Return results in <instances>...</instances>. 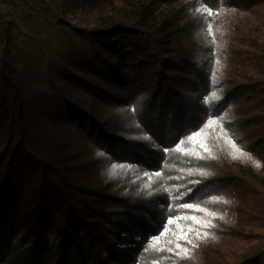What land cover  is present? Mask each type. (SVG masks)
I'll use <instances>...</instances> for the list:
<instances>
[{"label":"trees","instance_id":"obj_1","mask_svg":"<svg viewBox=\"0 0 264 264\" xmlns=\"http://www.w3.org/2000/svg\"><path fill=\"white\" fill-rule=\"evenodd\" d=\"M4 2L0 264H264V34L230 51L255 74L214 77L197 10L264 0ZM17 8L41 88L8 68ZM168 216L203 222L180 220L188 256L149 247Z\"/></svg>","mask_w":264,"mask_h":264},{"label":"rangeland","instance_id":"obj_2","mask_svg":"<svg viewBox=\"0 0 264 264\" xmlns=\"http://www.w3.org/2000/svg\"><path fill=\"white\" fill-rule=\"evenodd\" d=\"M169 8L170 7L167 8V6L160 5L155 12L164 11ZM232 9L235 12L231 11V8L227 9L224 7L217 12L204 4H200L197 7V10L201 11L204 15L203 20L206 34L211 38L213 44L214 55L211 74L214 77L228 75L233 69V65L235 66L234 69L240 71V73L255 74L254 67L251 62L247 60L248 58L240 56L238 59L234 56H238L239 54L230 53V51L238 46H252L255 44L252 40L253 35L256 34V36H258L264 34V2H258L249 7ZM19 13L20 10L17 8V21L20 25L19 47H27V50H25L27 56L22 57V54L18 55L19 52H15L12 59H6L8 68L14 75L22 77L31 88H41L45 85L44 79L40 76V73L44 72V63L42 64V60L44 59V53L47 55L49 53L44 46H42L43 49H41V51L37 50L34 45L35 39L33 37V32L29 31L28 25L21 21ZM231 20L233 21L232 24H230ZM15 48L21 51L20 48L16 46ZM217 89H219V87ZM27 91L30 95L31 89ZM118 166L119 165H111V168H117ZM176 218L177 217L174 216H168L160 233L155 237L162 240L174 237L173 232L179 235L182 229H177L176 223H168L170 219L175 220ZM177 223L181 225L180 220L177 221ZM165 229L169 230L167 234H163L165 233Z\"/></svg>","mask_w":264,"mask_h":264},{"label":"snow or ice","instance_id":"obj_3","mask_svg":"<svg viewBox=\"0 0 264 264\" xmlns=\"http://www.w3.org/2000/svg\"><path fill=\"white\" fill-rule=\"evenodd\" d=\"M214 123V122H213ZM197 135H199V133H197ZM201 147H203V145H201ZM177 150H181V151H185L187 152V150L185 149H181L179 146L177 148ZM205 151H207V149H205ZM198 155V153H197ZM156 175H160L159 173H157ZM149 179H151V177H149ZM183 207L185 208H194L195 210H198V211H205V209H201L199 208L198 206H194V205H183ZM181 219H191L192 221H194V223H203L202 221H200L197 217L195 216H192V217H177L175 220H169V224H172V223H176L177 224V229H182V225H180L179 223H177V221L181 220ZM194 229L192 228V226H188V232H192ZM169 230L168 229H165V233L163 234H167ZM162 234V235H163ZM173 235L175 236V241L173 240H167L165 242V244H173L175 243V247L177 249H180V254L184 255V256H188V249L183 247L179 241L181 240H184L186 241L187 243H191V240L188 238V234L186 232H183L181 231V233L179 235H177L175 232H173ZM205 235H208L207 233H205ZM149 247L155 251H164L165 250V247L161 245V241L159 238H156L153 240L152 244L149 245ZM167 251H173L172 248H167Z\"/></svg>","mask_w":264,"mask_h":264},{"label":"built area","instance_id":"obj_4","mask_svg":"<svg viewBox=\"0 0 264 264\" xmlns=\"http://www.w3.org/2000/svg\"><path fill=\"white\" fill-rule=\"evenodd\" d=\"M8 4L4 2V0H0V9H6Z\"/></svg>","mask_w":264,"mask_h":264}]
</instances>
